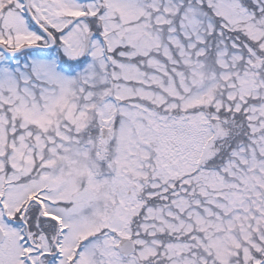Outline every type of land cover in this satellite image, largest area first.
<instances>
[{"label": "rangeland", "instance_id": "rangeland-1", "mask_svg": "<svg viewBox=\"0 0 264 264\" xmlns=\"http://www.w3.org/2000/svg\"><path fill=\"white\" fill-rule=\"evenodd\" d=\"M22 1L0 0V44L10 49L46 44ZM30 6L59 32L68 24L58 47L71 57L83 54L91 22L72 19L105 9L102 36L73 74L56 53L24 51L10 62L0 49V171H11L0 184L9 181L8 197L29 190L28 181L21 183L26 177L45 187L50 202L41 210L59 219L60 236L58 257L49 264H69L76 253L75 264H145L157 253L147 236L166 229L192 240L170 242L163 252L168 264H261L255 251H264V64L229 29L260 40L264 49V0H30ZM213 46L218 53L210 65ZM254 95L258 102H251ZM211 103L245 107L251 141L198 178L195 199L182 194L172 199L174 207L147 205L134 223L144 193L204 167L236 134V119L192 111ZM94 140L106 159L101 165L90 159ZM6 225L9 244L0 249V264L37 261L41 245L26 248L23 231ZM103 228L100 237L87 238ZM120 235L139 244L127 260L116 249Z\"/></svg>", "mask_w": 264, "mask_h": 264}, {"label": "trees", "instance_id": "trees-1", "mask_svg": "<svg viewBox=\"0 0 264 264\" xmlns=\"http://www.w3.org/2000/svg\"><path fill=\"white\" fill-rule=\"evenodd\" d=\"M99 20V16L97 17ZM96 19V20H97ZM32 23V22H31ZM33 25V23H32ZM35 29V27L33 25ZM93 27H97L98 31H101V26H96L93 24ZM38 30V29H37ZM231 31V35L238 36L236 39H238L241 42L242 50L243 51H249L250 56L253 60L262 61L264 64V49H262V45L260 44V40L253 41L249 38V36L245 33L240 31H232L233 29H229ZM53 31V29H52ZM55 33V32H54ZM58 37L60 36L59 32L55 33ZM183 35V34H182ZM60 40V38H59ZM58 40V41H59ZM212 44H215V41L212 42ZM254 49L255 51H252ZM53 51V50H51ZM207 58L209 59L210 65L211 62L216 63L215 58H217V49L215 46L208 48ZM64 62L67 63L71 68H81L84 65V60H80L77 62L70 61L71 59H67L65 56H63ZM250 71H254L255 68L248 66ZM261 71L264 72V65L261 67ZM251 96V95H250ZM251 100V102H258L260 98H257L255 95ZM207 110L210 114L211 119L215 118L214 114H216L219 118H234L237 120L239 126L237 128L236 134L229 137L226 140L225 145L223 148L220 149V151L209 160L208 164L203 166L197 165L194 169L188 170L187 172H183L179 174L176 177H172L174 180V183L170 185L169 180L162 181V183L156 187V190L151 195H145V204L143 206V210L145 206L152 205L155 207L163 206V207H171V204H173L172 199L175 196H178L180 194H184L189 197V199L192 201L195 199L193 196L199 195L196 191H198L199 182L198 178H201L205 175L207 172L214 171L216 168L221 169V165L224 164L227 160V158L234 152V150L238 147H240L241 141L244 142L245 145H247L251 141V134H252V125H250L249 119L245 117V109H237L235 106H232L230 108H227V106H220L217 108L215 104H209L208 106L201 105L198 107L192 108V111L197 110ZM191 110V109H190ZM180 112V111H179ZM188 112V110H186ZM239 129V130H238ZM99 150L98 144L94 143V149L93 151L96 152ZM114 150H110L109 153H112ZM95 158V155H93ZM166 187V188H165ZM183 195V196H184ZM176 232L172 231L170 232L169 229L165 231L157 230L153 232V234H150L149 240L154 241L156 239V244L159 249H164L167 245V242L169 241V236L171 234H175ZM185 239H187L185 237ZM163 250V251H164ZM255 253L259 256L260 263L264 264V251L259 250L255 251ZM163 260L166 261L168 257L166 255H163ZM154 255L152 256V260H154ZM241 264H254V263H244V261H241Z\"/></svg>", "mask_w": 264, "mask_h": 264}, {"label": "flooded vegetation", "instance_id": "flooded-vegetation-1", "mask_svg": "<svg viewBox=\"0 0 264 264\" xmlns=\"http://www.w3.org/2000/svg\"><path fill=\"white\" fill-rule=\"evenodd\" d=\"M28 179H26L25 181H22L21 183H24V182H27V185L29 184V187L25 193H22L20 195H15V196H9V197H6L4 198V202L6 204V207L9 211V216L12 220V224L15 226V227H18L19 229L22 228V226L18 223V219L20 217V220H22L23 224L26 226V223L28 225V234H29V230H30V222L32 220V211L34 209H31V213L29 214V217H27V212L29 211V208L30 207H41L45 204V199H44V192L45 191H41V196H35V197H29V195L32 193V191L35 189V187L33 185H31V182H32V178L31 177H26ZM25 186V185H24ZM6 189H9V186L6 185ZM3 186L0 184V191H5V190H2ZM37 188V187H36ZM3 202V200L1 201V203ZM25 204L24 206V212H22L21 214L19 213L22 205ZM27 207V208H26ZM43 214L42 212L40 211L39 212V218H43ZM26 223H25V222ZM5 227V226H4ZM6 228V227H5ZM7 230V229H6ZM26 233H27V228H26ZM41 239L42 240H45V233H42L41 235ZM37 238H35L36 240ZM5 243L7 244V240L5 241ZM4 243V244H5ZM1 245L0 246V249H4L5 246ZM51 254L52 253H55V251L51 250L50 252Z\"/></svg>", "mask_w": 264, "mask_h": 264}, {"label": "water", "instance_id": "water-1", "mask_svg": "<svg viewBox=\"0 0 264 264\" xmlns=\"http://www.w3.org/2000/svg\"><path fill=\"white\" fill-rule=\"evenodd\" d=\"M88 1V0H85ZM27 9L33 19V21L35 22V24L43 31V33L47 36L48 40H49V44L46 46H40V45H35V44H30V45H24L18 49H9L7 48L5 45L0 44V49L6 53L9 56H16L19 53L25 51V50H30V49H37V48H51L55 45V38L54 36L45 28L43 27L33 16L30 7H29V0H27ZM94 34V31H91L87 34L86 36V48H85V52L88 50L89 48V44H90V39L92 37V35ZM105 133H107V130H105ZM5 237V234L3 232V229L0 227V243L3 241ZM118 250L122 253V254H131L135 251V245L132 239L128 238V237H121L119 244L117 245Z\"/></svg>", "mask_w": 264, "mask_h": 264}]
</instances>
